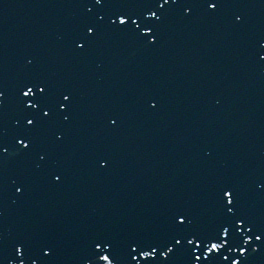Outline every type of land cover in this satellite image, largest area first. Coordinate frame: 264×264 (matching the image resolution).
<instances>
[{
    "label": "snow or ice",
    "instance_id": "snow-or-ice-1",
    "mask_svg": "<svg viewBox=\"0 0 264 264\" xmlns=\"http://www.w3.org/2000/svg\"><path fill=\"white\" fill-rule=\"evenodd\" d=\"M79 9L68 37L71 51L87 58L109 40H126L151 50L161 45L171 21L194 17L239 25L236 0H73ZM249 57L264 65V35ZM33 61L27 60L31 66ZM99 67V65H98ZM156 108L153 99L145 101ZM80 108L77 92L51 74L28 70L9 89L0 80V200L7 188L19 194L33 174L60 183L53 162L63 148ZM110 124L117 119L110 117ZM101 169L109 164L97 161ZM11 173V174H10ZM259 187L264 189V180ZM237 186L222 183L213 193L211 229L195 223L190 210L175 204L164 226L142 232H89L72 253V264H264V217L257 223L242 210ZM4 212L0 211V217ZM53 240L22 229L11 238L0 232V264H62Z\"/></svg>",
    "mask_w": 264,
    "mask_h": 264
},
{
    "label": "water",
    "instance_id": "water-1",
    "mask_svg": "<svg viewBox=\"0 0 264 264\" xmlns=\"http://www.w3.org/2000/svg\"><path fill=\"white\" fill-rule=\"evenodd\" d=\"M236 3L237 7L234 10L239 11L244 15V21L242 22V24L249 30V34L246 37L247 43L244 44V47L246 49L240 50L244 52L248 51L250 45L256 40H259L261 36L264 35V30H262L261 28L260 32H257V16L251 15L253 14V12L256 11V8L259 6L257 0H236ZM262 4L264 5V3ZM253 5H256L257 7L251 9ZM260 9L261 6L258 7V10ZM250 10H252V12L248 13ZM246 18H248V20H246ZM189 21H186V23H188ZM219 21L223 25L220 28L221 30L216 33L219 34V38L220 40H222L225 39L227 31H230L229 28L234 22L228 21V23L230 24L229 25L226 24V21L224 20ZM75 23L76 19L73 20L72 25H75ZM66 24L64 23L65 27L67 26ZM238 26L240 27V25H237V27ZM1 28L0 32H2ZM198 29L196 28L193 31L191 28L185 27L183 29V36L179 37L178 35L170 36L168 35V33H165L161 45L156 48L157 52H153V63L161 67L164 66L165 70H167L165 66L171 67L170 63H174L175 56L177 54L174 52L179 50L178 46L183 45L186 42L184 33H187V37H191L195 33V36L192 40H195L198 46L201 48V52L199 53L200 55H207V52H204L202 50V48L205 46H207V48L210 50L213 47L220 48L217 41L216 44H213V42L209 41L203 42L205 33L204 31H199ZM29 31L34 36H39L36 38V41H42L43 39L47 40L48 31L49 33L52 32L51 23H49L47 28L43 30L33 29V27H31V30ZM189 31H192L193 33H190ZM61 32L62 35L60 31L57 32L58 37L61 38L62 44L65 45V47L67 46V43L69 46L61 57L56 58L55 62H57V67L54 71V74H52L51 71H49V69L46 68L45 64H43L42 62L41 67L39 65L35 66V70L47 72L53 75V77L62 79L63 81L67 82L77 92L81 104L79 112L76 118L74 119L75 122H73L70 127L68 137L65 141L66 145L63 146V148L59 151L55 158V160L59 161L60 164H58L55 160L53 162V167H55L56 170L60 172L64 171L69 174L71 173L72 175L74 171L70 169V167L79 169V165L82 166L83 164H86L83 165V167H85V170L91 169L89 167L95 166L98 168L96 158L99 157V152L97 148L105 147L102 144L104 139H99L95 136V134L91 135L90 137H87V128L83 127L82 125L87 118H101L105 114L102 112L110 110L111 106H114L115 111L119 115V118L117 117L116 119L118 121V130L124 133L121 137L129 136L127 134L129 133L128 127H132L133 131L129 134H132L136 141L126 140L125 142L126 144H130V147L131 145L138 146L139 144V147H141V151H143L144 155H148L150 152L154 153L153 155H155L156 152H154V149L160 148V146H162L161 144L167 147L169 144H171L172 138L168 142H166L165 137H161L165 133L170 132L171 135H173V131H177V129L181 128L184 129L187 126H190L193 123V120H198V122H195L198 127H191V130L196 132V134L193 133L192 135H188L185 141V144L196 146V148L198 149L197 151H193V153L196 154V161H198L197 163L199 164V166H197L194 169V172L192 171L191 174L195 173L198 176L201 175L202 177H205L206 173L203 174L202 171L204 170V172L207 171L209 175L213 173V179L218 178L219 182L224 180L225 183L227 182V172H230V178L233 177V175L235 174V172L232 171V169L230 168V164L233 163V161H236L237 164H239L238 161L240 158L247 156H249L250 158H254L255 153H260V156H264L263 149L259 148L261 142L264 143V121L261 122L259 126L257 125V122H254V116H250L252 114V109L250 108L251 105L249 104L254 102L257 103V101H260L258 106H256V104L254 103L255 106L253 107V110L256 112L257 108L260 109L259 115L264 117V80H261L262 85H260V83H257V77H262V75L264 76V71L262 69L261 64L256 63L252 59L250 60L247 57L248 54L247 56H244V58L246 59L245 65L235 66L236 69L234 68L239 74L240 82L242 83V85L231 86L228 82H226V79L224 78V76L227 74L225 73L226 65H220L218 63L220 67L217 66L215 69L213 68V70L217 74V77L213 79V82L196 79V74L193 70L192 73H188L186 70L182 72L181 76H188L190 79L194 78V80H192V83L195 82L194 88L198 87L196 91L193 90V88L191 87V89H188L187 91L178 94V91L180 90L179 88L183 87L185 82H181L178 78H171L169 80L170 83H166V85H174V90H159L160 84L157 80H154L153 85L151 86L153 87V89L151 90V92L145 93L146 96L143 97V87L141 88L140 78L143 79V83H145L146 76L148 78L151 76H158V74L153 70H145L143 68H140L144 67V64L146 65V63L148 64L150 62L148 61V58L144 57L145 53L147 52L145 49L140 48L126 40H119L118 42L112 41V43H104L103 50L105 53H108L111 50L112 46L115 45L111 53L112 57L116 61V64L121 61L130 62L133 68L128 65L126 67L123 66V72L126 74H124L122 78L119 73L118 77L115 76L117 77V79H120L119 86H116V84L113 82L115 78L114 77L112 79L113 71L108 72V74L104 77L105 79L103 84H101L97 79L98 76L95 71V68L97 67L96 60L95 62L90 59L84 61L85 59L73 53L71 51L68 35L65 36L64 32ZM27 38L28 37L26 36L22 39L25 40ZM244 39L245 38L241 36V38L235 40V45H238L239 42L244 41ZM230 40L234 41L232 39ZM15 42H18V38L15 39L13 43L15 44ZM20 45L21 44H17L16 48L14 47V53L12 54L13 59L11 56L9 59L14 66L12 74L9 73L8 67H6L8 60L4 59L6 57V51L4 50V52L2 53L1 60L4 59L5 62L0 67L1 70L4 69V73L0 74V80H2L8 88L9 86L15 85L17 81V72H19L20 76H23L25 72L29 70V68H34L33 64L31 66L27 65V60H29L27 59V54L32 53L34 50H30V48L26 50L24 48L22 49L20 48ZM119 46H121V49H119ZM195 46L197 45H194L193 48ZM42 48H45V45ZM171 48L173 49V52L170 51ZM135 49H137V51L143 56V64H139V61L133 60L135 55ZM210 50H208V52ZM12 51L10 52V54L12 53ZM96 52H99V50L97 49ZM165 55H167L172 61H166ZM104 57L107 60L111 59L110 55L108 54L104 55ZM108 65H110V63ZM136 65L139 66L136 67ZM192 65L194 64H188V66ZM229 69L227 65V72ZM149 71L150 73H148ZM161 72L163 71L161 70ZM108 78H110V81H107ZM222 81L224 82V84L222 83ZM215 84L220 85H217L216 88L212 89L211 94V90L209 91V89H211V87H214ZM190 86L191 85H188L186 89L190 88ZM164 91L166 92L162 94V92ZM252 95L255 97V99L252 98ZM177 96L178 98L175 99ZM148 99H153L154 102H156L157 110H153L147 106L145 101ZM86 110L88 114L83 115V112H86ZM211 113L214 115L215 119L214 122H212L211 125L208 126L210 124ZM257 114L258 111L256 112V115ZM247 115L249 118H251V123L249 125H247V123L242 124V126H238L236 124H234L233 126V124H231V122L240 124L244 121V117ZM205 121L206 125L203 124ZM242 127H244V129H242ZM88 143L90 144V147L96 148V150L93 152H87L86 145ZM126 144L123 145V149L119 153V155H124L125 159L131 160V155H136L138 154V152L129 150ZM170 147V149L173 148L172 146ZM60 160H62V162ZM253 162L257 163V158H255ZM142 163L144 165V159H140L139 172L142 170ZM167 163L171 170L175 173V176H177L176 170H173L172 168V162ZM157 164L159 163L155 161L152 162V165L155 169H157ZM148 165L149 163H146L145 166L148 168ZM238 170L243 171L242 168H238ZM258 171L260 173V170ZM135 173H137V171H135ZM135 173L132 179H134L136 182L130 190L131 194L134 192L135 193L131 196V199L129 201L126 200L125 202V205H127L125 208L128 209L130 207L132 210H129L127 212L128 220L122 217L119 218L118 214L115 212L114 206L110 207L107 205H104L100 210H98V213L94 215L93 210L89 209L88 214L84 215L83 218L88 219L91 224H93L97 220L102 222L103 208L107 207L105 209L112 213L107 216L105 221L106 225H108V229L104 228L103 230L113 232H135L133 228L134 223H136L140 219L143 220L146 216L144 215L146 211H153L154 213H156L155 211L158 209H156L155 206L162 205L161 199L163 198V196L168 195V193L166 195V192H168V190L166 191V187L163 186L162 188H158V184L153 181L152 174H148L149 178L147 176V179H143V176H141L139 179V177H136ZM130 175L131 172L128 171L124 174L123 177L127 178L130 177ZM209 175L207 177H209L210 179L211 176ZM239 175L242 177V174L239 173ZM76 177L77 176L72 177V182L76 179ZM108 178L109 177H105V179ZM113 178L115 179L116 177H112L110 192L114 195L117 193L116 191H114L113 188ZM157 178H160L158 174ZM65 179L68 180V178H65L63 176L62 181L57 184L53 183L50 179L42 178L41 175L38 173L33 174V176L27 182L26 191L16 194L17 199L15 201H13L12 199H8L6 196H4V200L0 203V211L4 212V216L0 217V219L2 220V225H0V232H3L4 235L8 238H11L13 235L10 233V231L15 232L16 229H12V223L10 222V220L14 218L17 223L23 224V219L22 221L21 219L20 221L16 219L17 215L23 217L24 220L29 217H32L30 214L35 211L34 207L36 208V201H38V199L41 200L39 195L43 192L45 187H50L51 190H53L57 186H61V184L64 183ZM178 179L179 178H177V180ZM181 180L182 178L178 180V183ZM215 180L217 181V179ZM131 181V179L130 181L127 180L128 184H131ZM180 183L182 184V186L187 184L183 181ZM204 184L205 189H203L202 191V194H204L201 197H198V199H201L203 202L210 201L208 203V206H211V204H214L213 193L218 186H215V184H212L210 181H208L207 183H205L204 181V183L201 185L203 186ZM179 187L180 192L179 190H176V195L180 198L176 202H180L182 205L188 207L190 210H194L195 206L197 207V205H194L193 199L192 206L190 203L191 199H186V201L185 198H182V188L181 186H178L177 188ZM249 187H251V185H249ZM28 188H30V191L32 192L29 193ZM147 190H149V192H146ZM51 195L55 197L59 196L57 193ZM45 197L48 199L49 195L45 193ZM186 202H189V205ZM13 203H17L16 206ZM19 206L22 209H18ZM244 206L245 205L243 204L242 209ZM262 209H264V206L262 207ZM59 210L63 212V215L59 218V224L66 221V225L69 227V231L72 234V238L78 240L79 231L83 227V225L81 226L80 219V216L83 213H78L77 209L73 205H70V209L67 207H60ZM122 210H124V208ZM168 215L169 211L165 212L161 216L162 219L154 218L157 221L156 224L160 225L161 220L168 219ZM40 219H42V217L39 218L38 221ZM200 220L203 224H205L206 219L203 220L202 218H200ZM119 221H121L123 225H121L118 230L113 229L112 226L114 225V223H117ZM47 223L45 224V226H47ZM131 223L133 224V227ZM152 225L153 222L151 223V226ZM31 227L34 228V226ZM19 230L20 229H18V231ZM29 230H31V228Z\"/></svg>",
    "mask_w": 264,
    "mask_h": 264
}]
</instances>
